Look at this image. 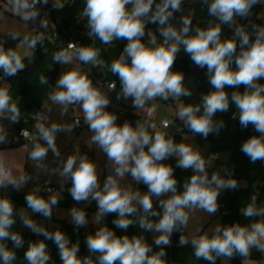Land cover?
<instances>
[{
  "label": "clouds",
  "instance_id": "obj_1",
  "mask_svg": "<svg viewBox=\"0 0 264 264\" xmlns=\"http://www.w3.org/2000/svg\"><path fill=\"white\" fill-rule=\"evenodd\" d=\"M7 2L12 13L26 24L38 20L40 9L37 5L48 4V0ZM188 2L207 8L211 19L206 28L194 26L195 8L180 17L179 26L171 22L174 13L183 12L185 0H85L81 16L87 19V35L94 41L99 40L106 46L114 41H127L119 57L109 66L121 83L118 99L131 98L137 112L158 98L176 102V117L182 122L180 130L186 129L191 133V137H183L182 141L195 136L206 139L210 134L219 135L225 123L214 117L217 113H227L230 105H234L236 111L233 118L238 117L240 127L247 129L251 125L258 133L243 141L241 152L253 164L264 162V83L260 82L264 79V24L239 22L253 16L254 6L264 5V0ZM54 7L63 8L55 4ZM256 16L264 19V14ZM48 23L45 13L39 19V25L46 29ZM148 23L158 24L162 39H158L152 30H146ZM224 26L231 30L232 35L221 39ZM33 29L37 34L24 36L18 45L31 50L24 57L11 47L5 48V41L0 40V71L3 77H15L25 69V58L33 61L37 44L43 46L44 33ZM7 35L13 40L20 39L12 31ZM181 49L197 67L207 69L212 90L201 94L199 102L179 103L182 97L191 98L193 95L192 89L184 83V74L173 71ZM53 61L72 67L59 76L53 90L47 94L50 106L46 111L51 113L56 108L64 117L72 109L79 115L73 124H68L51 120L44 112H37L32 117L35 121L33 129H22L20 135L31 142L27 159L34 162L35 168L58 176L61 190L70 182L68 192L75 204L96 203L98 210L93 222L97 230L86 236L89 254L81 257L78 255L79 241L71 242L68 235L59 229L49 231L27 215L25 208L17 210L10 197L0 196V264H15L18 259L16 249L25 245L21 232L14 230L17 218L23 227L44 237L28 242L23 256L27 264H50L52 258L46 240L53 241L57 246L62 264H168L165 249L171 245V237L176 232L180 233L179 246L190 244L196 260L209 264L221 260L222 264H227L239 256L241 264H262V261L252 260L251 255L255 250L264 257V204L258 203L264 181L252 183L253 191L248 203L240 209L249 223H217L211 235L197 228L196 235L189 239L185 230L190 214L203 212L208 216L215 215L220 207L221 193L241 187L232 170L224 167L210 174L209 169L219 158L218 154L205 157L194 143H177L167 132L150 133L149 129H156L153 123L141 120L135 126L127 120L123 124L117 123V115L107 110L110 104L107 92L94 85L90 78L91 68H100L105 64L101 49L95 43L80 45L69 42L53 54ZM79 65L91 67L85 72ZM4 81L0 82V121L18 123L20 108ZM40 83L48 84V78L41 75ZM241 86L243 91L239 90ZM226 88L233 90L229 93ZM107 89L115 90L116 83H108ZM154 110L153 105L148 109V115L151 116ZM80 115L92 133L90 143L107 157L108 174L103 183L96 162L87 154L62 157L57 146V135L72 132L80 124ZM171 123L164 121V127H170ZM5 142L7 133L0 124V143ZM49 151L57 161L54 169L45 165ZM170 158L175 159V168L167 163ZM176 168L192 173L183 180L182 187L175 176ZM129 175L136 184H144L147 191H133L132 187L124 186L121 181ZM32 180H38V177L18 170L7 158L6 151H0V190L11 186L20 191ZM41 191V186L36 185L26 193V209L51 221L61 192H53L49 187L46 189L49 195L45 197ZM109 214L116 215L112 223L123 233L136 224L141 230L154 233L153 245L158 250H154L142 235H117L116 231L102 223ZM67 215L76 229L89 223L82 207H71ZM8 241L12 243L11 248Z\"/></svg>",
  "mask_w": 264,
  "mask_h": 264
},
{
  "label": "trees",
  "instance_id": "obj_2",
  "mask_svg": "<svg viewBox=\"0 0 264 264\" xmlns=\"http://www.w3.org/2000/svg\"><path fill=\"white\" fill-rule=\"evenodd\" d=\"M54 4L58 6L62 5L63 8L60 9L58 7V9H56ZM45 6L54 23V29L50 30L49 33L46 34L39 28L30 26L32 32L28 36L37 34L36 30L33 28L43 32L45 35L43 46L37 44L34 50L33 61L25 58V69L20 71L15 77H3V73L0 71V77H3V80H6L4 83L10 88L12 98L18 103L21 112L20 121L18 123H14L12 139L5 143H1L0 147H13L17 144H29V142L21 141L19 137V131L23 128L28 129L31 123L29 115L31 113H35V111L41 107L44 99L47 97V94L53 90L54 82L59 71V64H55L53 61V54L57 52L60 47H66L67 43L69 42H75L80 45H89L93 43L85 34L87 32L85 27L87 21L81 16L85 6V0H61V4L57 3L55 0H48V4ZM191 8H195L196 10V15L193 20L194 26L206 28L208 21L211 19L208 16L207 8H201L199 3L192 4L188 2V0H185L183 12L174 13V17L171 22L179 26L180 17L184 13L188 12ZM260 8L261 5L259 4L254 6L253 16L248 19L240 20L239 22L242 24H248L249 21H252L257 24H262L259 21L254 20ZM40 14V17H43L41 12ZM71 27L72 30L70 31ZM146 30H152L157 35L158 39H162L158 32V24L148 23L146 25ZM231 35V30L227 26H224L222 29L221 39L229 38ZM19 38L20 39L17 40H3L5 41V48L13 47L15 42L23 39V37ZM146 38L147 37H145V39ZM126 43V40L114 41L112 45L106 46L102 45L99 40H95L96 47L101 49V58L105 61L104 66L97 70L100 71V75H98V73L97 75L102 80L114 81L119 89L121 88L120 80L118 76H114L111 73L109 66L113 60L119 57ZM233 67H235L234 64ZM173 71L182 72L184 74L185 85L191 88L193 91L191 98L182 97L180 99V101H182L184 104L199 102V97L201 94H205L212 90L208 81L207 69H201L197 67L191 61L190 57L183 52V49H181V52L177 57ZM41 75L48 78V84L40 83ZM3 80H0V82H3ZM260 82L264 83V79H262ZM232 90L233 89L231 88H226V91L229 93ZM239 90L243 91V86H241ZM157 100L158 99L155 101ZM153 102H149L148 104H152ZM125 105L129 109L127 118L132 122V125L135 126L138 117L132 114L134 107L132 106L131 98L126 101ZM233 113H235V106L230 105V109L227 113H217L214 117V119H222L225 123V127L221 129L219 135L210 134L206 139L200 136H195L198 144L206 147L209 154H217L219 151L228 150L230 156L226 163L227 168L232 170L235 178L244 179L247 182V187H241L237 190H225L221 193L219 197L220 207L218 210V217L220 218L221 224L224 225L236 222L241 224L249 223V221L241 215L240 209H242L248 203V199L253 191L251 187L252 183L256 180L264 181V162L258 161L257 163L253 164L240 150L245 139L254 134L258 135V133L255 132V129L251 125H249L247 129H242L240 127L238 118H233ZM178 125L180 128H182V124ZM164 129H166L165 132L174 137L177 143L180 142L181 133L187 132L186 129L183 131H177L175 128ZM149 132L152 133L154 131L149 130ZM167 163L172 164L175 168L176 161L174 158H170ZM191 174L192 173L190 170L182 171L178 168L175 170V176L180 182L181 187L183 180L189 177ZM69 187L70 182L65 185L63 190L60 189L62 198L59 201V206H67L71 202H74L68 192ZM26 193L27 192L23 190L16 191L11 186H9L7 190L0 192V196L7 195L10 197L16 209L22 207L26 209ZM46 194L47 193L44 191H41V195L46 197ZM262 195H264V186L260 188L258 203H260ZM33 215L34 217L44 219L39 214ZM114 219H116L115 214L106 215L104 224L116 231L117 235H142L145 237L149 245H153L150 232L141 230L139 225L136 224L134 226H130L127 233H123L121 230L115 228L114 224L112 223ZM19 225L20 221L19 218H17V223L14 230L20 231ZM56 229H59L67 234L71 242L75 243L76 241H79L80 250L78 255L83 257L89 254L85 242L86 236L88 234H94L97 229H94L91 226L80 227L79 229H76L73 224H68L64 221L61 222L57 228L50 229L49 231H55ZM21 234L25 240V245L23 248L16 249L18 259L15 264H27V262L23 259V256L29 241H38L44 239V237L38 236L32 233L30 230L27 232H21ZM209 234L211 235V232ZM179 235V232L174 233L171 237V245L165 249L167 252L166 259L168 264H209L207 261L195 259L193 255V249L190 244L187 246H179ZM45 242L48 245V249L52 258L50 264H62L59 258L57 246L51 240H46ZM8 246L10 248L12 247L11 241H8ZM153 247L154 250H158L155 249L154 245ZM251 259L264 261V257H261V254L255 250L252 251ZM230 262L231 264H241V258L237 256L231 259ZM216 264H222V261L217 260Z\"/></svg>",
  "mask_w": 264,
  "mask_h": 264
},
{
  "label": "rangeland",
  "instance_id": "obj_3",
  "mask_svg": "<svg viewBox=\"0 0 264 264\" xmlns=\"http://www.w3.org/2000/svg\"><path fill=\"white\" fill-rule=\"evenodd\" d=\"M55 1L59 4H61V0H55ZM37 7L40 9V12L42 13L43 17L45 15V13H47L49 23H48V27L46 29L41 28L39 25V19L43 18V17H39L36 22L29 21L28 24H26L18 16L14 15L12 13L11 7L8 5L7 0H0V40H11V38L7 35L8 32H10V31L17 33V35L19 37L29 35L32 32V29L30 26H34L35 28H39L40 30H42L46 34L49 33L50 30L54 29V23L52 21V18L50 17L48 10L45 8L46 6L45 5H37ZM258 13L264 14V5H261V8H260ZM254 20H257L260 23L264 24V19H258L257 16L254 18ZM21 42H22V40L15 42V44L11 48L16 50L22 57H24V54L30 53L31 50L28 49L26 46L18 47V45H20ZM97 73H98V75H100L99 74L100 71H98ZM179 103H183V102L179 101ZM153 105L155 106V110L152 112V115L149 116L148 115V109L152 108ZM177 111H178V106H177L176 102L171 101V100L166 101V100L158 98V100L153 102L152 104L145 105V108L143 110H138V112H137V110L134 108L132 110V114L135 115L136 117H138V120H141V122H143V121H149L150 122L151 121V123L156 125L155 130H153V129H149V130L165 132L166 129L159 128V124L163 119L168 120V121H175L177 124H182V122L179 120V118L176 117ZM235 111H236V109H235ZM0 122L3 125V127L5 128L6 133H8L9 135H12L14 124L10 123L8 120H3ZM31 123H33V121H31ZM33 126H34V124H32L31 127L33 128ZM183 137H191V133H188V132L181 133L180 142L194 143L196 146H198L201 149V151L205 157L208 156L209 153H208L206 147L199 145L197 140H196V137H192L188 141H182ZM217 154H218L219 158L217 159V161L213 162L212 168L209 169L210 174L212 171H214L216 169L224 168V167L227 168L226 163L229 160V156H230L229 151L228 150H222V151H219ZM50 156H51V154H50ZM97 164L100 165L99 163H97ZM102 167H104V166L102 165ZM98 169L100 171L99 166H98ZM107 174H108V169L105 170V168H103L102 171H100L101 183H103V180L106 178ZM221 174L223 175L224 173L222 172ZM236 179L241 183V187H245V183L247 184V182L244 179H240V178H236ZM121 183L126 187H132L133 191H135L136 189H139L141 192L147 191V187L144 184H142V183L136 184V182L132 180L130 175L127 176L124 180H122ZM32 187H33V184L30 182V184H28L25 188H23V191H29ZM51 188L53 189V192L60 191V189H59L60 184H56L54 186H51ZM48 195H49V193L46 194V197ZM61 198H62V194H61ZM260 204H264V195L261 196ZM73 206H76L78 208L79 207L84 208L86 213H87L88 220H89V223L87 224V226H91L92 228L97 229V225L93 222V219L95 218V213L98 210L97 205L94 201L90 205L89 204H83V203L77 205V204H75V202H71L67 206H59L58 205L56 208L53 209V216H52L51 221L45 220V219H42L39 217H34V215L31 213L30 210L25 209V212L27 215L32 216L33 219H35L37 222L42 223L45 227L48 228V230H50V229L57 228L60 225V223L63 221L67 222L68 224H72L70 222V218L67 215V212ZM19 209H17V210H19ZM104 222H105V217H104L102 223L104 224ZM217 223L221 224L220 218L218 217V211L213 216H208L206 213H203V212L192 213V214H190V220L188 223V227L185 230V235L189 239H191L192 236L196 235V229L197 228H202L203 231H207L210 233L211 230L214 228V226ZM19 228H20L21 232H27L29 230V229L23 227L21 224L19 225ZM150 237H151V240L153 241L154 233L150 232ZM227 264H231L230 260L227 262Z\"/></svg>",
  "mask_w": 264,
  "mask_h": 264
},
{
  "label": "crops",
  "instance_id": "obj_4",
  "mask_svg": "<svg viewBox=\"0 0 264 264\" xmlns=\"http://www.w3.org/2000/svg\"><path fill=\"white\" fill-rule=\"evenodd\" d=\"M20 37H24V36H20ZM71 67H72V65L59 64V71H58V75L55 79L54 86H55L59 76L63 72L70 69ZM79 67H81L85 72H87L89 69L88 65H79ZM90 78L93 81L92 72H90ZM93 84H94V82H93ZM49 106L50 105H49V102H48L47 97H46L44 99L41 107L39 109H37L35 112H41V113L44 112L46 115H48L50 117L51 120L61 122V123H68V124H73L74 119L77 118V116L79 115L75 110L72 111V109H69V114L64 116V117H61L59 115L58 109H56V108H53L52 112L48 113L46 111V108ZM77 110H79V109H77ZM79 119L81 120V123L83 125V127L79 131H75V127H74L72 132H68V133L61 132L57 135L56 143H57V146L61 152V156L66 157L69 154H77V153L87 154L91 160L96 162V164L97 163L100 164V165L97 164V166H99V168H100V171H102L103 168H105V170L108 169L106 155L97 146L92 145L90 143L89 137L91 136L92 133L89 131L88 126L83 122L82 115L79 116ZM162 121H164V119ZM34 123H35V121H33V123H30V125L28 127L29 131H31L33 129L31 126ZM150 123H151V121H150ZM0 124H1V122H0ZM11 139H12V135H9L7 133V141H10ZM30 149H31V143H29V144H17L16 146H13V147H0V151H6L7 158L12 163L15 164V166L18 170H22L26 174L31 175L33 177H38V180L40 177H48L51 186L59 184L58 176L52 175L50 173H43L42 169L35 168L34 162L27 159V151H30ZM49 152L50 153H48V157H47V160L45 161V165L50 169H54L57 166V161L54 160L53 154L51 153V151H49ZM50 154H51V156H50ZM102 165L104 167H102ZM38 180L30 181L33 184V187L37 185ZM30 182L28 184H30ZM2 191H4V190H0V192H2ZM25 192H28V191H25ZM256 261H261V260H256ZM262 264H264V261H262Z\"/></svg>",
  "mask_w": 264,
  "mask_h": 264
},
{
  "label": "built area",
  "instance_id": "obj_5",
  "mask_svg": "<svg viewBox=\"0 0 264 264\" xmlns=\"http://www.w3.org/2000/svg\"><path fill=\"white\" fill-rule=\"evenodd\" d=\"M88 66H89V65H88ZM89 67H91V66H89ZM98 69H99V67L91 68V72H92V75H93V82H94L95 85L101 87V89H102L103 91L107 92V94H108V96H109V98H110V104H109L107 110L110 111V112H114V113L117 115V117H118L117 123H119V124H123V122H124L125 120H127V121H129V122L132 124V122L127 118V117H128V113H129V109H128V108L126 107V105H125V103H126L127 100H124L122 97L119 98V99L117 98L118 93H119V91H120V89L117 87V85H116V89H115V90L109 91V90L107 89V84L110 83V82H114V81H106V80H102V79H101L100 77H98V75H97V70H98ZM36 113H37V112H35V113H31V114L29 115V119H30L31 121H34V120L32 119V117H33ZM75 119H76V118H75ZM75 119H74V121H75ZM164 121H166V120H164ZM164 121H161V122H160L159 128H162V129L165 128V127H164ZM167 121H168V120H167ZM148 122H149V121H148ZM170 122H172V123H171V126L168 127V128H175L177 131H181V130H180L181 128L179 127V125H178L175 121H170ZM82 127H83V125H82V123H81V121H80V124L77 125V126L75 127V131H79ZM23 129H24V128H23ZM21 130H22V129H21ZM21 130L19 131V137H20L21 141L31 143L29 140H25V139L20 135ZM209 155H213V154L210 153V154H208V156H209ZM214 161H216V160H214ZM47 181H49L48 177H43V178L41 177V178H39V182H38V185L41 186L42 191H44L45 193H48V192L46 191L47 188H49V187L51 188V184H50V183H46Z\"/></svg>",
  "mask_w": 264,
  "mask_h": 264
},
{
  "label": "water",
  "instance_id": "obj_6",
  "mask_svg": "<svg viewBox=\"0 0 264 264\" xmlns=\"http://www.w3.org/2000/svg\"><path fill=\"white\" fill-rule=\"evenodd\" d=\"M86 19V18H85ZM86 21H87V19H86ZM72 30V27L70 28V31ZM86 34V36L93 42V43H95V41H94V39L92 38V37H89L88 35H87V32L85 33Z\"/></svg>",
  "mask_w": 264,
  "mask_h": 264
}]
</instances>
